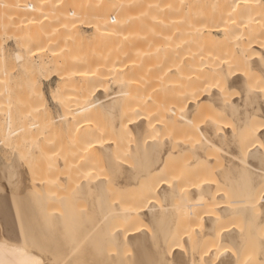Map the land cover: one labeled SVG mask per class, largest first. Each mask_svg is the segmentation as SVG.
Returning <instances> with one entry per match:
<instances>
[{
	"label": "bare ground",
	"instance_id": "6f19581e",
	"mask_svg": "<svg viewBox=\"0 0 264 264\" xmlns=\"http://www.w3.org/2000/svg\"><path fill=\"white\" fill-rule=\"evenodd\" d=\"M1 37L14 44L0 42L7 120L44 122L32 132L18 114L1 143L65 135L73 151L8 165L0 264H264V90L251 75L264 76V0H0ZM31 61L17 96L10 75ZM35 71L55 77L57 117ZM87 197L84 224L71 200ZM55 200L63 214L46 210Z\"/></svg>",
	"mask_w": 264,
	"mask_h": 264
},
{
	"label": "rangeland",
	"instance_id": "374dc122",
	"mask_svg": "<svg viewBox=\"0 0 264 264\" xmlns=\"http://www.w3.org/2000/svg\"><path fill=\"white\" fill-rule=\"evenodd\" d=\"M203 9V8H202ZM201 8H200V10L201 11H203ZM207 10H208V8H206ZM201 19V18H200ZM202 19H204V18H202ZM260 22V21H259ZM192 23V22H191ZM0 42H4L3 43V45H4V47L5 48H8V51H11L10 49H12L13 47H14V44H13V41L11 40V39H5V38H3V37H1V39H0ZM187 47V45H185L184 44V47ZM263 48V50H264V46L262 47ZM261 49V48H260ZM258 50L255 54H256V56L258 57V52H260L261 54H263V50ZM182 50H183V48H182ZM181 50V51H182ZM0 51H1V49H0ZM186 51H188L187 49L185 50V53H186ZM184 52V51H183ZM9 54H10V52H8ZM185 53H183L184 54V57L186 58L187 57V59L190 57V55L188 54H185ZM260 53H259V55H260ZM75 54V53H74ZM182 53H181V62H180V60H178L180 63H182L183 64V66L184 67H189V62H186V60H185V58L183 57L182 58V55H183ZM185 55H187V56H185ZM9 57V56H8ZM260 58H261V56H259ZM259 58V59H260ZM182 59H184L185 60V62H184V60H182ZM190 59V58H189ZM188 59V60H189ZM2 60V57L0 56V67H2V65H3V60ZM187 60V61H188ZM258 60V59H257ZM190 61V60H189ZM31 63V64H30ZM28 65H29V67H30V69L28 68H26V67H24V66H22L21 64H19V63H15V67H14V69H13V72H12V74L10 75V76H12V83H14L13 84V86H14V88L16 89V90H18L17 92H16V94H18L17 96H20L19 95V92H21V91H25L26 89H29V86H30V78L32 77V75H34V67H35V64L33 63V61H31ZM34 64V65H33ZM181 64V65H182ZM261 64V63H260ZM258 66H256V68H258V69H254V70H259V71H262V72H264V69H262V67L260 68V65L259 64H257ZM181 68H183L182 66H181ZM180 67H179V69H181ZM264 68V67H263ZM187 69V68H186ZM189 69V68H188ZM260 69H262V70H260ZM181 71H183V69L181 70ZM188 71V70H187ZM184 72H185V69H184ZM252 72H253V70H252ZM255 72V71H254ZM262 72H260L261 74H262ZM135 73H136V71H135ZM180 73V71H178V74ZM187 73V72H186ZM139 74V73H138ZM138 74H136V76L138 77L139 75ZM177 73H172V75H176L177 77L178 76H182V72L180 73V75H178ZM188 74V73H187ZM254 73H252L251 75L252 76H254L253 77V79L254 80H258L259 81V83H260V85H259V87H261L262 89H261V91L260 92H263V90H264V84H262V83H264V82H262L261 80H262V78L264 77V76H261V78H259L258 76H256V74L255 75H253ZM35 75H37L38 76V78H39V80H40V84H41V86H42V88H43V90H44V92H45V94H46V98H47V101H48V103H49V105H50V111L48 112L50 115H52V116H50L49 114H45V116H46V119H47V117H57L58 115H60V106H59V104L58 103H55L53 100H52V98H51V95L49 94V93H51V90L53 89L52 88V86L53 85H55L54 83H55V77L54 76H47V74L46 73H44V72H36L35 71ZM156 75V74H155ZM186 75V74H185ZM263 75V74H262ZM135 76V77H136ZM255 76L257 77V79L255 78ZM140 77L142 78V76L140 75ZM176 77V78H177ZM183 77V76H182ZM182 77H178V79L179 78H182ZM134 78V77H133ZM141 78H138L139 80L141 79ZM144 78L145 77H143V80H144ZM149 78H151V77H148V78H145V80L146 79H149ZM153 78H156L155 76L153 77ZM175 78V79H176ZM130 79V81H131V78H128L127 80H129ZM137 78H136V80L134 81V79H133V81H131V83L133 82V84H135L137 81L138 82H140L139 80H138ZM157 79V78H156ZM174 79V78H173ZM173 79H172V81H173ZM184 79V78H183ZM183 79L181 80V79H179L180 81H183ZM186 79H187V77H186ZM158 80V85L156 86V84L155 85H153L154 87L153 88H155V86H156V90H157V88L159 87V82L161 83L162 81L161 80H159V79H157ZM177 80V79H176ZM175 80V81H176ZM179 80H177L176 82L177 83H175V82H172V83H174L175 84V86L179 83L178 81ZM129 81V82H130ZM149 81H150V79H149ZM156 81V80H155ZM184 81H185V79H184ZM183 81V82H184ZM187 81V80H186ZM185 81V82H186ZM253 81V80H252ZM258 81H257V83L255 82V84H259L258 83ZM264 81V80H263ZM75 81H73V83L71 82V84H73V87H72V85L71 86H69V88L70 89H74V86L76 87L77 85H75L76 84V82L74 83ZM137 82V83H138ZM147 82V81H146ZM152 82H154V80L152 81ZM169 82H171V81H169ZM169 82H167V83H162V84H165V85H169L168 83ZM185 82L183 83V84H185ZM110 84H111V82H109ZM113 83V82H112ZM136 83V84H137ZM148 83V82H147ZM151 83V82H150ZM154 83H157V82H154ZM153 83V84H154ZM109 84V85H110ZM139 84V83H138ZM143 84H146V83H143ZM143 84H140V85H142L143 86ZM181 84H182V82H181ZM262 84V85H261ZM147 85V84H146ZM179 85H180V83H179ZM113 85H111L110 86V89L111 88H113L112 87ZM141 86V87H142ZM149 86L151 87V90H152V83L151 84H149ZM170 86H171V83H170ZM170 86H168L169 88H170ZM172 86H173V84H172ZM171 86V88H174V87H172ZM51 87V88H50ZM54 87V86H53ZM72 87V88H71ZM140 86H137V87H133L135 90H136V88H137V90H140V88H139ZM144 87H146V86H144ZM144 87H143V89L142 90H145V92L143 91V92H139V91H134V89L133 88H131L130 90L131 91H133V92H136V93H133V92H131L132 94H134V95H132L131 94V96H133V97H135V96H137L136 94H139L137 97L138 98H142V97H139L140 96V93H146V96L148 95V91H147V87H146V89H144ZM178 87V86H177ZM13 88V89H14ZM15 89H14V91H15ZM149 89V88H148ZM159 89H161L160 87H159ZM150 90V91H151ZM155 90V91H156ZM170 90V89H169ZM147 91V92H146ZM150 91H149V93H150ZM151 93H152V91H151ZM150 93V94H151ZM155 93H158V92H155ZM154 93V94H155ZM231 94L232 93H235V91H232V92H230ZM143 94V95H144ZM153 94V95H154ZM261 94V93H260ZM259 94V95H260ZM50 95V96H49ZM142 95V94H141ZM261 96V95H260ZM263 96V95H262ZM16 97V96H15ZM264 97V96H263ZM16 98H18V97H16ZM144 98H146L145 96H144ZM21 99V98H20ZM15 100V98L13 99V100H11V101H14ZM19 101H21V100H19ZM25 101V102H24ZM15 102H17L18 103V99H16V101ZM22 104H24V105H26V100H23V102H22ZM22 104H20L21 106H23ZM18 105H19V103H18ZM23 113V112H22ZM21 112H19V113H17V119H18V121L20 120V121H22V117H24V116H22L23 114H22ZM104 113V112H103ZM103 113H101V114H103ZM18 114H19V116H22L21 118L18 116ZM25 114V113H24ZM104 114H106V112L104 113ZM39 116H41V117H36V118H38V120H36L35 118H33V119H31L30 118V115L29 116H25L26 117V122L24 121V119H23V121L21 122L22 123V125L24 124V126H27V128L29 127V130H32V132L34 131V130H36L38 127H36V129H34V128H30V126H28L27 124L28 123H30V124H35V123H33L34 121L36 122V121H38V122H41V123H44V122H42L41 120L39 121V118H41L42 119V115H40V114H38ZM107 115H108V113H107ZM24 117V118H25ZM28 117V118H27ZM100 117V116H99ZM99 117H98V120H105V122H104V124L106 123V125H108L109 124V120L110 119H108L107 117L105 118V115H102V119H99ZM108 117H109V115H108ZM20 118V119H19ZM43 118H44V116H43ZM16 119V118H15ZM15 119H12V120H14V123H13V125L12 124H10L11 122L9 121V119L7 120V115H6V111H5V108L4 107H1L0 106V138H2L1 136L3 135V130L2 129H5V128H3L5 125H9L10 124V127L11 126H13V128H15V127H17L18 125H20L21 126V124H18V123H16V122H18V121H16ZM29 119H31V120H29ZM45 119V118H44ZM107 119H108V121H107ZM34 120V121H33ZM43 120V119H42ZM10 122V123H7V122ZM16 121V122H15ZM33 121V122H32ZM58 121L59 120H57V121H54V127H56L57 128V126H58V124H59V127H58V130L59 129H61L62 128V125L60 124L61 122L59 121V123H58ZM107 121V122H106ZM32 122V123H31ZM103 122V121H102ZM7 123V124H6ZM20 123V122H19ZM26 123V124H25ZM58 123V124H57ZM14 124H18V125H16V126H14ZM40 125V124H39ZM39 125H35V126H39ZM61 126V127H60ZM10 127H9V129H10ZM41 127V125L39 126V128ZM12 129V128H11ZM2 130V131H1ZM61 130H64V129H61ZM60 130V131H61ZM26 131V130H25ZM2 133V134H1ZM38 139V141L37 140H35V142L37 143H35V145L33 144V143H31L32 141H28V143L29 144H27V143H25L24 145H22V146H16V147H14L12 144H11V147H8V144H7V146H6V144H4V142H2L1 143V140H0V178H1V187L3 188V187H5L6 185V187L8 188V186L10 187V184H9V182H8V180H7V167H8V165L10 166L11 164L13 165V164H17V163H21V162H24V161H26L28 158L29 159H31V158H33L34 160H43L44 159V157L45 156H52V155H61V152L62 151H66V152H63V153H66V154H70V152H68L67 150H65V149H70V148H72L71 146H68V144H67V137L65 136V135H58V136H47V137H41V136H38L37 137ZM10 145V144H9ZM74 149V148H73ZM71 151H73L72 149H70ZM69 150V151H70ZM126 164H129V160H128V158H127V161L125 160L124 161ZM131 162V161H130ZM101 168V169H100ZM99 168V170L101 171V173H104V172H102V171H104V169H102V168H104V167H100ZM5 170V171H4ZM5 173H4V172ZM101 173H99L100 175H104V174H101ZM3 174V175H2ZM3 177V178H2ZM3 181V182H2ZM4 183V184H3ZM8 183V184H7ZM4 186H3V185ZM0 187V188H1ZM86 200L84 201V198L82 199H80V198H78V200H71V204H72V202L74 203V204H72V205H76V203L78 204V206L76 205V206H73V210L75 211V210H77L76 212H77V214H78V210H80L81 211V209H83V210H85V211H90L92 208H93V200H91V198H90V201H92L91 202V204H92V208L90 209V207L89 206H86V205H88L87 203H90L89 202V197H87V198H85ZM157 200V199H156ZM155 200V201H156ZM56 201V200H55ZM47 202H50V201H47ZM87 202V203H86ZM159 202V201H158ZM157 203V202H156ZM50 204H52L53 205V203H50ZM49 203H48V205H47V203H46V210L48 211V212H55L54 214H56V216H57V213L59 214V212L61 211V209L62 210H64L65 209V207L64 206H61L60 207V205H63L62 203H60L59 201L57 202H54V207L52 208V207H49V205H50ZM59 204V205H58ZM80 204V205H79ZM56 205V206H55ZM71 205V206H72ZM82 205V207H79V206H81ZM86 206V207H85ZM87 207H89V209L88 210H86V208ZM61 208V209H60ZM81 208V209H80ZM85 208V209H84ZM53 210V211H52ZM70 211L72 210V207H70V209H69ZM57 211H59V212H57ZM85 211H81V212H79L80 214H82V213H84V214H86V217H85V215L83 214L82 216H83V218L81 217V221H85L84 222V224L86 223V224H89L88 223V221H91V217H89L90 215V212H86L85 213ZM57 212V213H56ZM64 212H65V210H64ZM72 212V211H71ZM61 214H63L62 212H60ZM70 213V212H69ZM72 213H74V212H72ZM77 214H75V216H74V219H72L73 218V214L71 215V218H70V220L72 219V221H69V222H71V224L72 225H70L71 227H74V229L75 228H77L78 226H80V224H82L83 225V223H81V221H80V223H79V217H77L78 215ZM60 215V214H59ZM77 215V216H76ZM88 215V216H87ZM80 216V215H79ZM78 219H77V218ZM90 219H89V218ZM75 219H77L78 220V222H76V221H74ZM83 219H85V220H83ZM88 219V220H87ZM61 222V221H60ZM59 222V223H60ZM74 222H76V224L74 223ZM64 223V222H63ZM62 223V224H63ZM79 223V224H78ZM68 224H70V223H68ZM69 226V225H68ZM73 229V228H72ZM79 229V228H78ZM76 231V230H75Z\"/></svg>",
	"mask_w": 264,
	"mask_h": 264
},
{
	"label": "snow or ice",
	"instance_id": "6c2138e0",
	"mask_svg": "<svg viewBox=\"0 0 264 264\" xmlns=\"http://www.w3.org/2000/svg\"><path fill=\"white\" fill-rule=\"evenodd\" d=\"M261 60L264 61V55L261 56Z\"/></svg>",
	"mask_w": 264,
	"mask_h": 264
}]
</instances>
